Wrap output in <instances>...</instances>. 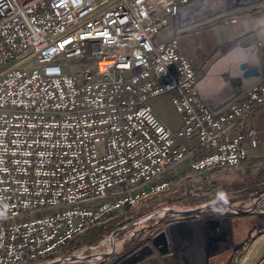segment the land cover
<instances>
[{"label": "built area", "instance_id": "obj_1", "mask_svg": "<svg viewBox=\"0 0 264 264\" xmlns=\"http://www.w3.org/2000/svg\"><path fill=\"white\" fill-rule=\"evenodd\" d=\"M261 4L0 0V264L58 260L113 215L170 190L166 176L193 155L182 139L210 150L193 175L244 165L247 135L236 130L264 109V82L212 100L179 43ZM162 96L182 118L177 131L151 105Z\"/></svg>", "mask_w": 264, "mask_h": 264}, {"label": "rangeland", "instance_id": "obj_2", "mask_svg": "<svg viewBox=\"0 0 264 264\" xmlns=\"http://www.w3.org/2000/svg\"><path fill=\"white\" fill-rule=\"evenodd\" d=\"M220 23L222 22H214L200 29ZM251 43L258 44H253L252 48L256 47V60L259 58L261 66V75L252 74L257 75L254 79L261 78L264 82V43L251 37L232 38L216 57L209 59V63L204 67V78L208 77L220 62L231 58L239 50L249 51ZM238 44L242 46L239 47ZM230 73L221 79V85L224 80L228 81L227 85L223 84L224 90L217 93V96H222L221 99H227L233 94L238 95L259 82L244 84V79ZM221 85L214 89L223 88ZM207 96L212 97L210 93ZM252 162L259 164L258 170L246 172L249 163L246 161L239 168L238 177L236 173L221 171L220 179L205 184V188L184 183L175 178V174H171L168 177L173 184L170 190L150 196L136 208L113 215L105 225L87 232L82 238H77L63 253L69 252L67 255L85 258L63 264H123L146 247L151 248L152 253L136 264H264V157ZM221 191L227 194L226 203L216 198ZM216 203L225 204L233 210L222 207L205 208ZM165 208L177 211L205 209L198 214L180 217L165 215L162 211ZM236 211L246 214L241 215ZM155 212L157 213L153 217L146 218ZM119 230L121 231L115 237L117 248L115 247L111 257L105 260L87 259L92 255L106 254L112 244L110 241L104 244V240ZM162 234H165L169 241L170 250L166 254L160 253L154 245V241ZM52 261L56 259L50 258L43 264Z\"/></svg>", "mask_w": 264, "mask_h": 264}, {"label": "crops", "instance_id": "obj_3", "mask_svg": "<svg viewBox=\"0 0 264 264\" xmlns=\"http://www.w3.org/2000/svg\"><path fill=\"white\" fill-rule=\"evenodd\" d=\"M262 2L263 3L257 10L253 11L249 15L241 17L236 24L222 22L219 25H213L209 28L200 29L182 37L179 43V50L189 59L199 80L204 79V67L209 63V59L211 57V59L216 57L232 38L251 37L253 40L258 39L264 43V0ZM171 35L172 29L162 33L160 38H163L165 41H169ZM253 44L258 45L257 43H251L249 45L250 48ZM260 67V61L258 58L255 68L249 69L248 73L245 75L247 77L244 76L242 78V80L244 79L245 81L244 84L255 83L261 79H254L255 76H257L255 74L261 73ZM212 74L213 70L208 77L206 76V81L202 83V86H204L203 89L208 92V94L210 93L214 97L217 96V93L220 92V90H224V86L228 84V81L224 80L222 85L220 82L219 85L223 86L224 84L223 88L220 87L219 90L214 89L218 85L216 87H210L209 83L206 84L207 81L209 82V77ZM151 105L156 115L165 125L174 131L180 129L182 126V118L174 109L172 98L170 96H162L153 99L151 101ZM250 131H254L255 135H249ZM236 132L245 133L247 135L246 145L248 147L249 154L247 162L249 161V163L246 166V172L250 173L252 170H258L259 164L252 161L264 157V109L257 112L251 118L245 120L241 125H239ZM180 142L183 145L188 146L191 152H193V155L178 166L175 172H169L166 179H168L171 174H175V178H178L180 181H184V183L188 182L189 185L194 184L193 186L205 188V184L214 183V180L220 179L222 175L221 171H228L234 174L236 173V177L239 176L238 172L240 167L231 170H217L200 175L191 174L188 169L192 161L209 154L210 150L197 149V140L188 142L182 139Z\"/></svg>", "mask_w": 264, "mask_h": 264}, {"label": "water", "instance_id": "obj_4", "mask_svg": "<svg viewBox=\"0 0 264 264\" xmlns=\"http://www.w3.org/2000/svg\"><path fill=\"white\" fill-rule=\"evenodd\" d=\"M262 198H264V197H262ZM212 207H222V208H226L228 210H233V208H231V207H229V206H227L225 204H218V203L210 204V205L206 206L205 208H212ZM205 208H196V209L187 210V211H177V210L165 208V209H162V211L165 213V215L187 217V216H191V215H194V214H198V213L202 212ZM236 212L241 214V215H245L246 214V212H241V211H236ZM156 213L157 212H155L153 214H150L146 218H151ZM120 231L121 230H119L118 232H114L110 237H107L104 240V244L107 243V241H110L111 244H112V248L106 254L92 255V256H89L87 259L93 260V259H97L98 258V259L105 260V259L111 257L113 255L115 247H116V245H115L116 244V238L115 237ZM154 245L160 251V253H162V254H166L170 250L169 249V241H168V239H167L165 234L160 235L154 241ZM151 253H152V249L149 248V247H146L145 249L140 251L138 254H136L134 257H132L131 259L125 261L123 264H136L137 262H139L140 260H142L146 256L150 255ZM75 259H84V258H78L77 256L67 255V256L59 258L56 261H52V262L47 263V264H63V263H66L68 261H73Z\"/></svg>", "mask_w": 264, "mask_h": 264}, {"label": "bare ground", "instance_id": "obj_5", "mask_svg": "<svg viewBox=\"0 0 264 264\" xmlns=\"http://www.w3.org/2000/svg\"><path fill=\"white\" fill-rule=\"evenodd\" d=\"M238 45H239V47L242 46L241 44H238ZM256 51H257L256 50V47H253V48L251 47V49L249 51L239 50L234 56H231V58H228L227 60L220 62L213 69V74L209 77L210 80H209V82L207 81L206 84L209 83L210 87H212V86L213 87H216L217 85L220 84L221 78L225 74H228L230 72H232L233 75H235V76H238V77L243 78L248 73V70L249 69H252V68H255V66L257 64L256 55H255L256 54ZM245 77H247V76H245ZM202 83H204V81L201 82L200 89L206 95H208V92H206L203 89L204 86H202ZM221 97L222 96H216V97L215 96L214 97L212 96L210 98L213 100V99H217V98H221ZM231 97L232 96H230L229 98H231ZM225 99L223 97V99H221V100H225ZM116 248H117V244H116ZM118 249H119V247H118ZM96 260H98V258Z\"/></svg>", "mask_w": 264, "mask_h": 264}, {"label": "clouds", "instance_id": "obj_6", "mask_svg": "<svg viewBox=\"0 0 264 264\" xmlns=\"http://www.w3.org/2000/svg\"><path fill=\"white\" fill-rule=\"evenodd\" d=\"M226 197H227V194L225 193V192H219L218 194H217V200H219V201H224L225 203L227 202V200H226Z\"/></svg>", "mask_w": 264, "mask_h": 264}, {"label": "trees", "instance_id": "obj_7", "mask_svg": "<svg viewBox=\"0 0 264 264\" xmlns=\"http://www.w3.org/2000/svg\"><path fill=\"white\" fill-rule=\"evenodd\" d=\"M73 243H74V241H73V242H71V243H70V245H73ZM70 245H69V246H70ZM37 263H38V262H37ZM37 263H35V264H37Z\"/></svg>", "mask_w": 264, "mask_h": 264}]
</instances>
